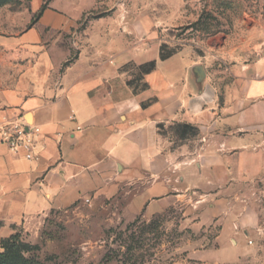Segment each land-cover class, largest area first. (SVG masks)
<instances>
[{
	"label": "crops",
	"instance_id": "obj_1",
	"mask_svg": "<svg viewBox=\"0 0 264 264\" xmlns=\"http://www.w3.org/2000/svg\"><path fill=\"white\" fill-rule=\"evenodd\" d=\"M88 2L30 0L35 23L0 34V124L41 130L34 160L0 144V254L53 211L130 195L132 212L168 216L171 231L187 232V261L264 264L253 202L264 182V41L249 43L248 58L236 53L247 44L230 54L237 62L224 84L182 50L135 92L125 67L155 59L143 61L145 47L127 46L125 35L119 48L107 42L105 54L51 75L45 36L70 30Z\"/></svg>",
	"mask_w": 264,
	"mask_h": 264
},
{
	"label": "rangeland",
	"instance_id": "obj_2",
	"mask_svg": "<svg viewBox=\"0 0 264 264\" xmlns=\"http://www.w3.org/2000/svg\"><path fill=\"white\" fill-rule=\"evenodd\" d=\"M88 3L89 11L70 30L50 31L45 36L51 75L63 74L82 57L90 60L99 51L105 54L107 42L114 50L119 48L125 35L127 46L130 42L145 47L143 61H160L161 51L187 50L224 84L237 62L230 54L247 44L245 51L236 53L248 58L249 43L264 41V0ZM29 9L30 0H0V34L13 35L31 27L38 14L32 17ZM141 66L131 63L125 67L135 92L145 87ZM2 71L7 77L9 67ZM253 188H258L253 202L264 227V182ZM131 200L130 195H121L51 212L35 229L19 234L13 262L25 264L22 258L31 264H194L187 261V241L191 240L187 232L171 231L168 216L153 218L132 212ZM262 243L264 247V238Z\"/></svg>",
	"mask_w": 264,
	"mask_h": 264
},
{
	"label": "built area",
	"instance_id": "obj_3",
	"mask_svg": "<svg viewBox=\"0 0 264 264\" xmlns=\"http://www.w3.org/2000/svg\"><path fill=\"white\" fill-rule=\"evenodd\" d=\"M71 119H75V116H71ZM40 135V128H30L22 120H5L0 124V144H6L15 153L23 152L27 160L36 158ZM85 202L91 203V200L86 199Z\"/></svg>",
	"mask_w": 264,
	"mask_h": 264
},
{
	"label": "trees",
	"instance_id": "obj_4",
	"mask_svg": "<svg viewBox=\"0 0 264 264\" xmlns=\"http://www.w3.org/2000/svg\"><path fill=\"white\" fill-rule=\"evenodd\" d=\"M46 8V6H43V10ZM42 10V11H43ZM40 13H38L37 18L39 17ZM36 18V19H37ZM35 19V20H36ZM35 23V21H33V24ZM174 54V52H170L168 54H164L162 51L160 52V59L161 60H166L169 59L170 57H172ZM157 66V61L153 60L150 62L145 63L144 65L141 66V69H143V73L144 74H149L152 71L155 70ZM19 239V234L13 236L10 240L6 241L3 244V248H4V252L0 254V264H20V263H15L13 262V256H14V250L16 249V242ZM21 260L25 263V264H31L28 261H25L24 259L21 258Z\"/></svg>",
	"mask_w": 264,
	"mask_h": 264
}]
</instances>
